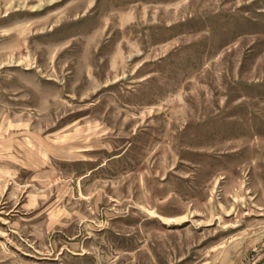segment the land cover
<instances>
[{"label": "rangeland", "instance_id": "1", "mask_svg": "<svg viewBox=\"0 0 264 264\" xmlns=\"http://www.w3.org/2000/svg\"><path fill=\"white\" fill-rule=\"evenodd\" d=\"M0 139L92 149L0 190V264H264V0H0Z\"/></svg>", "mask_w": 264, "mask_h": 264}, {"label": "crops", "instance_id": "2", "mask_svg": "<svg viewBox=\"0 0 264 264\" xmlns=\"http://www.w3.org/2000/svg\"><path fill=\"white\" fill-rule=\"evenodd\" d=\"M5 149V150H4ZM0 190L2 192L1 197H7L10 195L11 192L17 191L18 195L22 198H25L26 203L33 202L36 198H39V191L38 186L41 187H48L53 182H56V179H59V169L55 167V163L52 164L51 161H59L65 162L72 165L75 164H91V155L90 152L92 149L88 147V149H73L68 151L69 156L63 159H58V155L54 156L51 152L49 153L50 158L48 159L47 163L45 164V169L41 171V169H34L30 166H27L26 161H22L20 159H14L9 155V145L8 143H4L3 139H0ZM78 151H81L82 156L77 154ZM59 153V150L57 151ZM67 154V153H66ZM71 154V155H70ZM100 165V164H99ZM99 165H95L89 167L88 169H84L83 172L80 174V177L88 175L90 172L96 170H100L101 168ZM83 166V165H82ZM21 173H25L23 176ZM74 191V198L76 199L77 190L76 187L73 188ZM93 195V194H92ZM78 196V195H77ZM37 202V201H36ZM26 205H23L25 209ZM33 213H36L33 206ZM65 208H58L45 211L47 215V225H45V232L52 233V231L61 226H65L64 221L65 215ZM74 244V243H72ZM77 244V243H76Z\"/></svg>", "mask_w": 264, "mask_h": 264}]
</instances>
